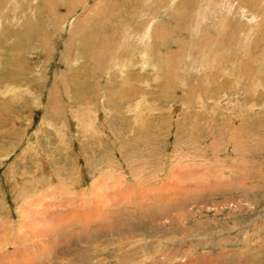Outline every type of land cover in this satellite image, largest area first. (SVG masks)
Wrapping results in <instances>:
<instances>
[{"label": "rangeland", "instance_id": "rangeland-1", "mask_svg": "<svg viewBox=\"0 0 264 264\" xmlns=\"http://www.w3.org/2000/svg\"><path fill=\"white\" fill-rule=\"evenodd\" d=\"M120 263L264 264V0H0V264Z\"/></svg>", "mask_w": 264, "mask_h": 264}, {"label": "bare ground", "instance_id": "bare-ground-1", "mask_svg": "<svg viewBox=\"0 0 264 264\" xmlns=\"http://www.w3.org/2000/svg\"><path fill=\"white\" fill-rule=\"evenodd\" d=\"M255 14V13H254ZM148 21V20H147ZM151 25H153V24H151ZM148 23H146V24H144V26L143 27H145L144 28V30L142 31V36H146V38H147V36H149L150 35V32H149V28H148ZM138 34H140L139 32H138ZM145 38V39H146ZM144 43V42H143ZM141 45V44H140ZM143 52V51H142ZM141 54V53H140ZM127 60V59H126ZM127 62V61H126ZM119 65V64H118ZM126 67V66H125ZM120 71H121V69H120ZM135 253V252H134ZM128 254H125L123 257H125V256H127ZM135 257H133L135 260H137L138 262H140L141 260H139L140 258V256H139V254H137V255H134ZM128 257V256H127ZM127 257H125L124 259H126ZM129 259V258H128ZM130 260H133L132 258L130 259ZM122 261V260H121ZM129 261V260H128ZM127 262V261H126ZM122 263V262H121ZM120 263V264H121Z\"/></svg>", "mask_w": 264, "mask_h": 264}]
</instances>
